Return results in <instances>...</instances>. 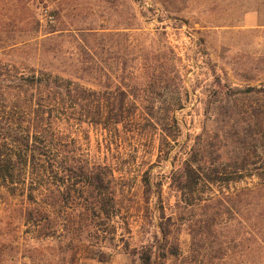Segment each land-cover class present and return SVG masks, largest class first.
I'll return each mask as SVG.
<instances>
[{
	"label": "rangeland",
	"instance_id": "1",
	"mask_svg": "<svg viewBox=\"0 0 264 264\" xmlns=\"http://www.w3.org/2000/svg\"><path fill=\"white\" fill-rule=\"evenodd\" d=\"M161 57H176L187 90L180 102H156L181 108L175 140L166 145L159 131L103 137L85 129L82 154L113 170L116 208L87 216L82 202V216L64 222L71 232L61 245L26 226L9 234L2 223L0 264H264L260 181L203 189L191 207L177 204L171 184L197 144L216 161L242 149L246 171L264 170V152L251 141L260 117H250L264 98L225 92L264 88V0H0V126L21 128V75L42 71L100 91L108 78ZM230 106L237 118L225 114Z\"/></svg>",
	"mask_w": 264,
	"mask_h": 264
},
{
	"label": "trees",
	"instance_id": "2",
	"mask_svg": "<svg viewBox=\"0 0 264 264\" xmlns=\"http://www.w3.org/2000/svg\"><path fill=\"white\" fill-rule=\"evenodd\" d=\"M176 62V57H161L140 69L134 67L126 78H108L109 86L100 91L42 71L21 75L17 85L21 128L12 123L0 126V203L6 208L0 225L7 226L9 234L26 226L28 233L58 238L61 245L71 232L64 222L75 214L82 216V202L87 216L108 217V208H116L118 201L113 170L82 154V133L88 128L101 131L103 137L120 129L142 135L159 131L169 145L176 138L171 132L180 129L174 113L181 108H160L156 102L158 98L180 102L187 95ZM225 89L230 96L264 98V88ZM257 109L259 113L250 116L260 117L254 121L251 141L264 152L263 103ZM225 114L230 119L239 116L232 106ZM235 136L239 138L238 133ZM197 146L190 147L171 177L177 204L191 207L203 189L213 194V187L247 179H257L264 189V170L246 171L249 157L242 149L235 153V160L216 161ZM93 231L104 232L99 226ZM14 244H9L11 249Z\"/></svg>",
	"mask_w": 264,
	"mask_h": 264
},
{
	"label": "built area",
	"instance_id": "3",
	"mask_svg": "<svg viewBox=\"0 0 264 264\" xmlns=\"http://www.w3.org/2000/svg\"><path fill=\"white\" fill-rule=\"evenodd\" d=\"M91 264H98V263H91Z\"/></svg>",
	"mask_w": 264,
	"mask_h": 264
}]
</instances>
